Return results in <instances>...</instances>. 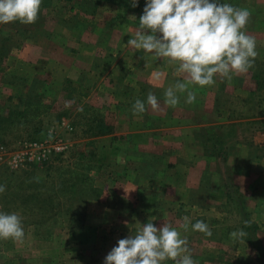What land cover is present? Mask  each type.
Instances as JSON below:
<instances>
[{
    "label": "crops",
    "instance_id": "1",
    "mask_svg": "<svg viewBox=\"0 0 264 264\" xmlns=\"http://www.w3.org/2000/svg\"><path fill=\"white\" fill-rule=\"evenodd\" d=\"M87 2L66 0L62 22L68 35H48L34 47L26 43L7 70L14 72L17 101L28 94L41 105L62 99L70 115L62 121L79 126L69 146L94 144L97 198L82 192L86 215H179L181 208L191 215L201 194L212 208L226 203V195L244 204L252 198L256 205L257 189L264 188V0H220L250 10L244 31L256 39L254 67L231 81L217 75L212 85H190L195 102L177 93L175 108L164 104V92L183 81L177 66L127 45L146 0L135 8L131 0ZM150 91L160 110L147 107L134 116L132 105L137 99L146 103Z\"/></svg>",
    "mask_w": 264,
    "mask_h": 264
},
{
    "label": "rangeland",
    "instance_id": "2",
    "mask_svg": "<svg viewBox=\"0 0 264 264\" xmlns=\"http://www.w3.org/2000/svg\"><path fill=\"white\" fill-rule=\"evenodd\" d=\"M69 5L66 0H42L38 19L34 24H23L19 21L0 24V50L2 54L5 53L0 56V144L6 148L22 138L46 139L60 135L67 141L74 140L79 131L77 124L78 127L73 126L70 134L61 127L62 118L68 119L70 116L61 102L62 99L56 104L40 106L38 114L45 113L48 108L53 113L49 117L45 114L37 117L32 111L25 117H18V103L21 101H17L19 95L12 91L15 88L14 72L7 71L13 64L15 53L19 52L16 50H20L26 43L34 47L37 46L36 40L48 35H68L63 29L62 21L66 19L64 13L67 14ZM70 36L71 34L67 37ZM40 46L44 50L48 47L46 44ZM72 122L76 123L77 120L72 119ZM49 129L52 131L51 135L50 131L47 133ZM93 147L94 144L89 142L85 145L80 142L74 146L71 144L64 155L53 158L45 165L33 167L28 172L10 171L0 167V185L6 186V191L0 194V213L15 212L20 215L25 231L22 243L11 239L0 240V264H104L107 254L113 247L118 246V240L135 235L149 220L158 228L164 222L177 228L182 238L189 241L192 258L196 264H259L251 245L245 240H234L230 233L243 229L248 219L255 225L256 235L264 247L263 187H258L255 194L259 200L256 205L251 202L255 199L249 198L250 202L244 204L238 197L233 196L236 199H232L226 195V203L220 202L212 208L203 202L204 196L201 194L195 198L197 206L191 215H188L191 211L188 208H181L179 215L172 210H167V215H86V198L81 195L71 196L66 200L67 203L60 201V205L52 209V203L49 204L48 199L56 186L52 180L56 182L59 174L70 180L75 179L77 175H85H81V179L86 180V192L91 195L90 191L94 189V182L97 181L96 159H80L77 155L84 149L93 153ZM236 191L237 188L231 190L233 195L238 194ZM52 207L55 208V205ZM165 207L163 209H166ZM68 211L73 215H62ZM79 213L84 215H77ZM184 216L190 218L187 231L180 227ZM198 220L209 225L211 236L192 230V224ZM79 221L84 236L79 233L72 236V231L79 227ZM162 264L175 262L167 260Z\"/></svg>",
    "mask_w": 264,
    "mask_h": 264
},
{
    "label": "clouds",
    "instance_id": "3",
    "mask_svg": "<svg viewBox=\"0 0 264 264\" xmlns=\"http://www.w3.org/2000/svg\"><path fill=\"white\" fill-rule=\"evenodd\" d=\"M42 0H0V24L19 21L34 24L38 19ZM139 0H131L133 8ZM251 12L220 0H146L139 18L135 37L128 46L151 53L154 58L176 65L175 73L183 75L164 92V104L175 108L180 103L177 93H187L186 103L192 104L196 94L190 85L203 88L215 83L217 75L231 81L234 75L248 72L258 56L255 37L246 34ZM129 19H136L135 16ZM162 74H157L160 80ZM150 107L160 110L158 98L148 92L146 103L137 99L132 105L134 116L142 115ZM6 191L0 185V194ZM190 218L183 217L180 225L188 230ZM248 222H246V225ZM192 230L211 236L212 231L202 220L192 224ZM248 235L243 229L230 233L231 238L244 242ZM25 231L17 213H0V240L22 243ZM118 246L107 254L104 264H196L189 241L180 231L164 222L159 228L149 220L135 235L118 240Z\"/></svg>",
    "mask_w": 264,
    "mask_h": 264
},
{
    "label": "trees",
    "instance_id": "4",
    "mask_svg": "<svg viewBox=\"0 0 264 264\" xmlns=\"http://www.w3.org/2000/svg\"><path fill=\"white\" fill-rule=\"evenodd\" d=\"M87 1H92V0H85V2ZM88 3V2H87ZM5 53L2 54V51L0 50V56H4ZM23 101V103H22ZM21 103H18L19 105V113H18V117H25L26 115H29L32 111V113H36V116L39 117L41 116L42 114H46L47 111H48V108H46L45 110V113H42L39 115L38 113L40 112L39 111V108L40 106H44V105H41V103L39 102V99H37V96L35 95L34 97H32L31 94H28L26 96V99L25 100H22ZM20 104H23V107L20 106ZM35 112H34V111ZM22 139H26V138H22ZM22 139H18V140H22ZM30 139H36V138H27V140H30ZM17 141V140H16ZM80 159L81 158H85V159H88V160H95V155H93L92 153H90L89 155L85 156L83 153H78L77 155ZM88 157V158H87ZM33 168V167H32ZM32 168L30 169H27V170H24V172H28L29 170H31ZM61 172H64L63 170H61ZM82 175V174H81ZM77 175L75 177V179H64L63 178V175L62 174H59L58 175V179L56 180V182L54 180H52V183H55L56 186H54V190L52 192V195H50L49 199H48V202L49 204L52 203V205H55V208L52 207V205L50 204L51 208L52 209H56V207L58 205H60V200H64L66 203L71 196L73 197L74 195H81L83 196V193L82 192H86V188H85V182L86 180H83L82 181V176H85V175ZM57 178V177H56ZM73 178V177H71ZM86 178V177H85ZM94 188V187H93ZM238 192V191H236ZM91 195L95 194L96 193V190L95 189H91L90 191ZM89 194V193H87ZM97 194V193H96ZM237 194V193H236ZM240 197L242 198V195H240ZM239 199V197H238ZM45 203H48L47 201H44ZM60 209V208H58ZM67 214L66 215H73L70 214V212H66ZM77 215H84L82 213H79ZM247 218V217H246ZM80 224H79V227L78 229H74V231H72V236H76L78 235L79 232H81L82 230V226H81V221H79ZM246 222H248V224L243 227V230L245 232L248 233V235L244 238L245 241H247L252 249L254 250L253 251V254L255 256V259L256 261L259 263V264H264V247H262L263 245H261V241L259 240V238L257 237L256 235V227L255 225H253L252 223H250L248 221V219L246 220ZM245 222V223H246Z\"/></svg>",
    "mask_w": 264,
    "mask_h": 264
},
{
    "label": "built area",
    "instance_id": "5",
    "mask_svg": "<svg viewBox=\"0 0 264 264\" xmlns=\"http://www.w3.org/2000/svg\"><path fill=\"white\" fill-rule=\"evenodd\" d=\"M61 127L67 134L73 131V127L64 121L61 122ZM68 148V141L60 135L46 139L17 140L7 148L0 144V167L10 171H23L45 165L53 158L64 155Z\"/></svg>",
    "mask_w": 264,
    "mask_h": 264
}]
</instances>
